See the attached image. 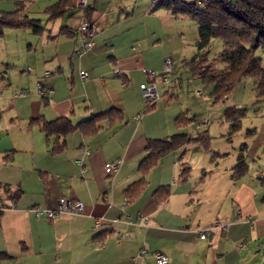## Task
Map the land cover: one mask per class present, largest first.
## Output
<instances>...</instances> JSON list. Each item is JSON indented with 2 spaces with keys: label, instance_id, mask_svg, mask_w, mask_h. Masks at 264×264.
Returning <instances> with one entry per match:
<instances>
[{
  "label": "crops",
  "instance_id": "crops-1",
  "mask_svg": "<svg viewBox=\"0 0 264 264\" xmlns=\"http://www.w3.org/2000/svg\"><path fill=\"white\" fill-rule=\"evenodd\" d=\"M17 1L25 3V13L31 16L34 5L42 3L46 9L57 0H0V12L15 10ZM88 2L93 9L70 10L64 16L75 18L66 24L62 20L56 27L48 26L62 16L45 24L47 33L27 29L30 33L24 36L29 49L36 36L40 42L46 36L43 53L32 62L35 73L25 82L42 78L54 89L50 99L31 89L20 96L8 81L0 86V199L13 204L0 213V264H158L154 251L167 255L168 264H262L264 125L248 133L254 140L246 143L249 168L243 177H233L240 148L234 162L222 165L217 161L225 160L221 157L226 152L214 153L207 161V151L191 143L152 167L148 184L131 199L126 189L142 177L139 166L147 155L148 139L177 130L176 114L170 113L172 84L160 82L161 97L150 111L140 86L148 78L147 67L160 69L170 54L168 44L153 60L148 53L168 41L175 16L165 8L151 11L154 0L141 10L133 8L136 0ZM86 19L99 32L93 37L94 47L77 57L75 46L81 38L62 33V28L74 30ZM45 70L50 75L44 77ZM81 70L89 73L86 79L80 77ZM181 79L175 76V84ZM161 99L167 105L162 109L168 111L163 120L157 115ZM110 108L123 112L122 122L90 120ZM40 116H68L78 127L64 137L65 151L51 152L45 133L31 124ZM193 123V131H185L189 136L202 131L209 135V126L196 129ZM180 160L185 167L178 166ZM112 162L120 165L109 173L106 165ZM162 185L170 187L166 198L155 194ZM60 197L80 200L87 214L62 213L48 220L32 210L54 208ZM141 215L149 217L147 226L141 225ZM99 217L113 222L98 227ZM216 223L230 226L215 229L205 239L195 232ZM145 243L149 252L139 257Z\"/></svg>",
  "mask_w": 264,
  "mask_h": 264
},
{
  "label": "trees",
  "instance_id": "trees-1",
  "mask_svg": "<svg viewBox=\"0 0 264 264\" xmlns=\"http://www.w3.org/2000/svg\"><path fill=\"white\" fill-rule=\"evenodd\" d=\"M79 1L57 0L46 7L44 12L48 15V20L52 21L70 10L81 8L87 11L94 7L93 5L82 8ZM16 4L15 10L0 12V36L4 34L6 28H25L33 34H44L47 28L41 24L42 20L25 13L26 5L23 1H17ZM153 4L151 11L165 8L175 17L187 15L197 23L199 34L196 42L197 52L190 60L184 62V68L201 79L204 84L213 85L211 97L214 103L227 98L236 85L247 77L254 80L257 100L260 101L264 97V59L256 56L259 49L264 50V0H157ZM62 33H67L71 37L78 36L76 29L72 30L69 27H63ZM214 38H220L224 44L223 51L216 59L225 65L222 70L214 68L207 58ZM155 106L156 103L148 105V111ZM246 111V108L237 106L225 109L224 116L229 122L227 136L230 140L241 130ZM100 118H107L110 123H116L123 121L124 114L120 109L110 108L90 120ZM193 120L185 113H181L176 118V124L181 128L191 124ZM31 124L38 126L45 133L53 154L66 150L67 143L64 137L78 128L68 116H60L54 120H46L40 116L33 118ZM209 140L210 136L206 132L195 137L189 136L186 132H179L164 138H149L146 145L147 155L139 166L142 177L128 186L126 189L128 196L132 199L146 187L147 176L152 167L164 156L191 143H203L207 146ZM246 149L247 144H241L238 162L234 166V179H239L248 172ZM183 166L185 167L184 164ZM185 171L186 169L183 170L182 176ZM169 193L168 185L159 186L155 190V194L162 198H166Z\"/></svg>",
  "mask_w": 264,
  "mask_h": 264
},
{
  "label": "rangeland",
  "instance_id": "rangeland-1",
  "mask_svg": "<svg viewBox=\"0 0 264 264\" xmlns=\"http://www.w3.org/2000/svg\"><path fill=\"white\" fill-rule=\"evenodd\" d=\"M152 3L153 0H136L133 8L137 6V10H141L145 6H152ZM41 6L42 3L34 5L32 7L33 12L31 13V16L41 19V24L45 26L49 20L47 17L48 15L44 12L45 8ZM72 18L74 19L75 17H69L66 15L63 16L59 21L49 23L48 26L56 27L59 23H61L62 20L63 24H66L64 21L67 22L68 19ZM158 19H160V17ZM169 26L172 34L169 32L168 41L163 42L161 45L156 44V48L152 46L148 54L153 60V55L161 54L163 50L166 49L167 44L171 48V51L169 52L170 54L167 57H171L174 62V80L172 81L171 86H173L175 96L170 100V113H175L176 118L181 113H185L187 116L189 114L190 117H196V119L193 120V125L195 123H200L204 129H207L209 126L207 129L210 136L208 145L205 146L203 143H195V145H198L201 148L199 150L200 152L205 153L207 151V161L211 160V157L214 155V153H218L219 151L222 153L226 152V155L221 157L225 160L222 161L219 159L217 162L222 165H229L231 162H234L240 145L247 142L251 143L254 140L252 137L253 135L248 134L249 129L253 130L257 128L258 131L262 130L264 125V97L260 101L257 100L254 88V80L251 77H247L242 79L236 85L234 90L229 94L228 98L214 103V100L211 97L213 85L204 84L201 79H198L184 68V62L186 60H190L197 52L196 42L199 35L197 23L187 15H179L173 17L172 23L169 24ZM27 31L28 30L24 28H6L4 30V34L0 36V86L3 87L8 81V83H10L9 87H11L12 90H17L19 92L23 90L22 88H24L25 91L29 92L28 89H31L35 92V94H37V80L34 82H29L26 80L27 82H25V79H27L25 77L31 76L35 73V67L32 62L34 61L33 59H36L40 53H43L44 49L41 43L44 41L46 36L42 37L41 42V37L36 36L38 39L37 42H34V47L32 49H29L27 44H25L26 41L24 38L27 33H30V31ZM31 35L33 36V34ZM223 49V41L220 38H214L209 47L207 58L209 63L212 64L217 70H222L225 68L223 63H220L216 60ZM256 56L262 57L264 59V50L259 49L256 52ZM163 62L161 63L160 69L158 67H147V72L154 70L159 74L156 81L160 91L162 88L160 83L162 82L160 74L164 71ZM29 67L32 69V71H30L32 74H30L28 71ZM3 75L6 76L7 79H2ZM175 76L182 77L181 80H178L177 84H175ZM148 81L149 78L146 79L145 83ZM200 90L203 91V94L198 93ZM158 104L160 105L161 110L157 115L160 120H163L168 111L163 110V106L161 105L164 104L165 107L167 105L165 102H163V99L159 100ZM230 104L247 109L246 116L242 121V128L235 136H233L232 140H229L227 136L229 122L224 116L225 108ZM208 121L211 122L210 125L207 124ZM176 129V131L170 135L176 134L178 132H185L186 130L189 131V129L190 131H193V128L190 126V124L181 128L176 126ZM215 160H217V158L214 157V161ZM179 162L184 163L181 160L177 161L178 166L180 165ZM261 249L262 253L260 260L262 264H264L263 245Z\"/></svg>",
  "mask_w": 264,
  "mask_h": 264
},
{
  "label": "built area",
  "instance_id": "built-area-1",
  "mask_svg": "<svg viewBox=\"0 0 264 264\" xmlns=\"http://www.w3.org/2000/svg\"><path fill=\"white\" fill-rule=\"evenodd\" d=\"M157 0H154L156 2ZM79 5L82 8H88L92 7L93 4L88 2V0H80ZM76 32L78 33V36L81 38L80 42L76 44L75 46V55L77 57H80L84 53H86L88 50L92 49L95 45V42L93 40V37L99 32L98 27L91 21V20H84L77 28ZM163 69L164 71L160 74L162 82L166 85H170L172 81L174 80V62L171 57H167L164 59L163 62ZM28 71H32V69L29 67ZM50 75V71H45L44 77ZM79 75L82 79H86L89 76V73L86 70L79 71ZM147 76L149 78V81L147 83H142L141 89L143 91V95L148 101V105H152L155 103L160 97V92L157 84V78L159 74L154 71L150 70L147 72ZM36 92L37 94L43 98V99H50L52 96L54 89L46 84L42 78H39L37 80L36 85ZM202 93V91H200ZM28 94L27 91L21 90L18 92V95L20 96H26ZM2 96V91H0V97ZM139 117V116H138ZM196 129H202L201 124H194ZM180 165H182V162H179ZM119 163L112 162L106 165V170L109 173H112L116 171L119 167ZM128 200V199H127ZM13 204H8L5 200L0 199V212L7 210L8 208L12 207ZM36 216L39 218H46L48 220H52L54 217H56L59 214L62 213H68V214H75V215H86L87 214V207L86 205L81 202L78 199H71L67 197H60L58 200V204L56 207H34L32 209ZM141 225L147 226L149 222V217L147 215H141ZM113 221H110L109 219L105 217H99L97 218L96 225L98 227H104L109 226L112 224ZM229 224H222V223H216L210 227L206 228H200L197 229L195 232L203 239L207 238L215 229L217 228H223L225 230L229 229ZM120 237H122L124 234L119 233ZM149 252V246L147 243L144 244L143 249L140 252L139 257H142L146 255ZM154 258L156 259V262L158 264H168V257L161 251H154L153 253Z\"/></svg>",
  "mask_w": 264,
  "mask_h": 264
}]
</instances>
